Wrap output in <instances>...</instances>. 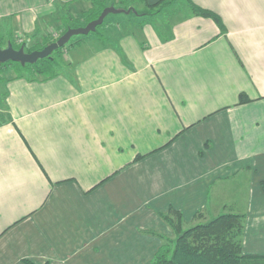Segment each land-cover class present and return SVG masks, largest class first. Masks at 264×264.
I'll list each match as a JSON object with an SVG mask.
<instances>
[{
	"label": "crops",
	"instance_id": "obj_1",
	"mask_svg": "<svg viewBox=\"0 0 264 264\" xmlns=\"http://www.w3.org/2000/svg\"><path fill=\"white\" fill-rule=\"evenodd\" d=\"M191 2L222 27L165 2L57 76L4 83L0 264H152L170 210L188 228L242 215L243 254L264 256V0ZM78 5L0 0V22L34 36Z\"/></svg>",
	"mask_w": 264,
	"mask_h": 264
},
{
	"label": "trees",
	"instance_id": "obj_2",
	"mask_svg": "<svg viewBox=\"0 0 264 264\" xmlns=\"http://www.w3.org/2000/svg\"><path fill=\"white\" fill-rule=\"evenodd\" d=\"M114 1L124 6L137 3L143 5L147 10L146 12L134 14L131 11L129 15H124L126 16L124 19H129L132 15H135L142 20L143 17H154L158 13L160 6L165 2H171L170 0H162L155 5H150L146 0H92L91 8L80 16L75 17L74 20L82 21L83 24L79 26L84 27L97 20L106 8L114 4L112 3ZM185 1L188 2L194 14L211 18L220 24L219 18L212 12L196 6L191 0ZM111 25L112 23L107 18L104 24L97 28L94 36H99L103 29ZM120 25L121 31L125 32L123 30L126 29L125 25ZM220 26L222 27L221 24ZM122 32L114 33L113 35L118 36ZM1 45L2 40H0V48L2 47ZM14 48L19 50L23 47L16 48L14 46ZM60 51L61 49L57 53ZM56 65V59L52 55L49 58L38 61L34 65L22 67L21 64L9 62L1 65L0 68L14 67L18 71H28L32 76H42L44 79H50L57 76ZM241 102H248V100L242 97ZM162 217L172 227L176 237L174 240L168 239L163 235H156L162 240V246L152 264H264V256L243 254L244 216L242 215L224 213L213 220L190 228L185 226L183 215L176 210H170L167 214L162 215ZM24 263L34 264L31 261H25Z\"/></svg>",
	"mask_w": 264,
	"mask_h": 264
},
{
	"label": "rangeland",
	"instance_id": "obj_3",
	"mask_svg": "<svg viewBox=\"0 0 264 264\" xmlns=\"http://www.w3.org/2000/svg\"><path fill=\"white\" fill-rule=\"evenodd\" d=\"M92 2V0H88ZM171 2H168V4L171 7H177L182 4L185 0H170ZM114 4H111V7H115L117 9H134L137 14L138 12H146L147 10L145 7L141 4H134V5H120L117 4L116 1L112 2ZM174 4V5H173ZM173 5V6H172ZM177 5V6H176ZM92 6V4H91ZM91 8V7H90ZM89 8V9H90ZM87 9V11L89 10ZM172 10V8H162L160 11H165V10ZM84 8H81V6H77V9H67L64 14L60 17H51V18H46L45 20H41L38 25V32L37 34H34V36H25L22 35L19 30H16L14 27V24L11 23V21H4L0 22V40H2V47L3 49L7 48L8 43L14 44L16 48L18 47H24L26 52H33L37 50L44 49L45 46L50 45L52 43H55L58 41L59 38H61L64 33L69 29V28H79L83 26H79L83 24L81 21H75L74 18L80 16L86 10L84 11ZM126 16L123 14L121 15H111L108 17V21L112 23V25L109 27H106L101 31V34L99 35V38L102 37V35L108 33H114V28L116 25H118V21L121 19H124ZM137 16L132 15L131 18H129L131 21H133V24L125 25V30L131 29L132 27L135 28H141L142 24L146 21L144 19H139L136 18ZM126 21V20H123ZM122 24H125L127 22H121ZM94 37V33L90 34L87 37H75L73 38L69 44L64 46L63 48H60L61 51L59 53L55 52L53 54V58L56 59L57 65H56V72L62 70L63 66L66 65V63L69 61V53L72 50V48L76 47L78 44L84 43L86 41H89L91 38ZM13 77H28V78H33V79H43L44 77L42 76H32L28 71H18L14 67H2L0 68V108H4V83L8 81V79L13 78ZM0 109V110H1ZM4 115L0 112V119H2ZM1 122V120H0ZM144 156H141L140 159H142ZM212 215H216V213H212ZM175 234V233H174ZM176 237V236H175ZM174 237V240H175ZM168 238V237H166ZM169 239V238H168Z\"/></svg>",
	"mask_w": 264,
	"mask_h": 264
},
{
	"label": "water",
	"instance_id": "obj_4",
	"mask_svg": "<svg viewBox=\"0 0 264 264\" xmlns=\"http://www.w3.org/2000/svg\"><path fill=\"white\" fill-rule=\"evenodd\" d=\"M131 11H133L134 14H137L135 10H123L117 9L115 7H108L103 11L97 20L87 24L84 27L69 28L67 32L58 39L57 42L46 46L42 50L33 51L31 53L26 52L24 47L17 50L14 48L13 44L9 42L7 48H0V66L9 62L21 64L22 67L34 65L40 60L51 57L60 48H63L69 44L73 38L87 37L90 34L95 33L97 28L102 26L109 16L121 14L129 15Z\"/></svg>",
	"mask_w": 264,
	"mask_h": 264
}]
</instances>
